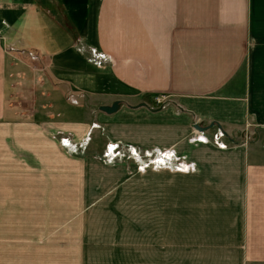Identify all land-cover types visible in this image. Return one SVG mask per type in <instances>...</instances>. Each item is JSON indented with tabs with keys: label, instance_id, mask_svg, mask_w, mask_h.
Here are the masks:
<instances>
[{
	"label": "crops",
	"instance_id": "1",
	"mask_svg": "<svg viewBox=\"0 0 264 264\" xmlns=\"http://www.w3.org/2000/svg\"><path fill=\"white\" fill-rule=\"evenodd\" d=\"M88 47L111 54L115 65L96 67L87 60ZM32 51L40 56L36 63L26 54ZM37 85L42 86L39 96ZM67 88L108 98L83 97L74 109L65 104ZM161 89L205 93L196 103L184 101L185 108L198 119L220 123L225 134L217 127L208 132L216 130L233 144L219 149L187 142L195 130L190 114H171L169 120L184 121L181 126H162L166 118H156V132L184 153L192 151L197 166L187 174L197 183L185 185L198 194L185 208L183 228L191 252L201 247L192 260L200 256L199 264H207L209 257L222 260V254L233 258L226 261L232 264L264 260L257 257L262 252L258 246H264V143H255L254 153L250 145L238 146L244 119L264 130V0H0V138L18 128L35 130L36 125L25 126L27 120L18 118L32 115L35 99L40 98L41 108L50 107L41 98L46 94L55 97L53 103L65 104L68 120L43 124L79 133L104 121L105 138L111 139L110 127L118 121L130 124L133 115L124 106L110 114L93 111L92 100L98 107L134 93L137 105L149 103V95ZM209 107L221 108L220 114ZM143 108L130 111L139 114ZM121 124L124 138L135 139L137 133H126ZM178 127L185 130L178 132ZM16 165L10 148L0 141V210L2 199L15 198ZM1 167L9 178L3 194Z\"/></svg>",
	"mask_w": 264,
	"mask_h": 264
},
{
	"label": "rangeland",
	"instance_id": "2",
	"mask_svg": "<svg viewBox=\"0 0 264 264\" xmlns=\"http://www.w3.org/2000/svg\"><path fill=\"white\" fill-rule=\"evenodd\" d=\"M26 54L34 63L40 59L33 51ZM111 59L112 55L102 49L88 47L87 60L96 67L105 68L112 63ZM33 68L39 69L34 64ZM34 89L39 96L42 86ZM67 89L65 104L74 109L81 105L83 97L108 98L106 94L86 96ZM133 94L126 100L117 99L118 109L128 108L133 117L130 124L118 121L110 127L112 140L105 138L104 121L92 122L79 133L43 124L68 120L65 104L53 103L55 97L46 94L41 98L50 107L41 108L40 98L35 99L32 115L18 118L27 120L25 126H29L27 122L36 125L35 130L18 128L17 133L5 137L1 134L0 141L10 148L17 165L15 198L2 199L4 206L0 210V264H199L200 256H195V260L191 257L201 247H193L191 252L183 237L185 208L198 195L195 189L185 185L194 181L187 177L197 166L190 157L192 151L184 153L177 143L165 142V134L156 132V118H166L162 126L170 123L181 126L185 125L184 121L179 117L169 120L171 114H190L193 127L195 123L212 125L203 131L194 127L186 136L187 142L219 149L231 148L233 144L216 132L224 131L220 123L198 119L185 108L184 101L196 103L205 93L176 94L161 89L149 95V103L142 101L137 105ZM91 106L93 111H102L94 100ZM138 107H144V112L130 111ZM146 107L153 112L149 113ZM220 110L209 107V112L214 114H220ZM119 124L126 133L136 132V138H124ZM212 127L217 129L209 133ZM243 128L238 146L250 145L254 153L255 143H264V130L249 119H244ZM183 130L178 127V132ZM1 174L5 177L3 194L8 191L4 185L9 178L2 167ZM169 227L172 237L168 235ZM258 249L262 252L257 257H264L263 244ZM211 259L207 264H232L226 261L233 258L222 254V260ZM234 264L241 263L236 260ZM248 264H264V260L256 259Z\"/></svg>",
	"mask_w": 264,
	"mask_h": 264
},
{
	"label": "water",
	"instance_id": "3",
	"mask_svg": "<svg viewBox=\"0 0 264 264\" xmlns=\"http://www.w3.org/2000/svg\"><path fill=\"white\" fill-rule=\"evenodd\" d=\"M118 107H119V101H118V100H115V101H113V102H112L111 104H109V105H100V106H99V109L102 110V111H105V112H107V113H111V112L117 110ZM211 125H212V124L210 123V124L207 125V126H201V125L195 123V124H194V127H195L196 129H198L199 131H203L204 129H206L207 127H209V126H211ZM222 133L225 134L224 131H222Z\"/></svg>",
	"mask_w": 264,
	"mask_h": 264
},
{
	"label": "bare ground",
	"instance_id": "4",
	"mask_svg": "<svg viewBox=\"0 0 264 264\" xmlns=\"http://www.w3.org/2000/svg\"><path fill=\"white\" fill-rule=\"evenodd\" d=\"M103 112H105V111H103ZM105 113H107V112H105Z\"/></svg>",
	"mask_w": 264,
	"mask_h": 264
},
{
	"label": "built area",
	"instance_id": "5",
	"mask_svg": "<svg viewBox=\"0 0 264 264\" xmlns=\"http://www.w3.org/2000/svg\"><path fill=\"white\" fill-rule=\"evenodd\" d=\"M220 134V133H219Z\"/></svg>",
	"mask_w": 264,
	"mask_h": 264
}]
</instances>
